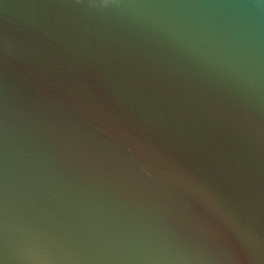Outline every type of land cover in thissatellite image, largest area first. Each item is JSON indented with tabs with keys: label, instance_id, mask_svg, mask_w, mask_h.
<instances>
[{
	"label": "water",
	"instance_id": "95a60500",
	"mask_svg": "<svg viewBox=\"0 0 264 264\" xmlns=\"http://www.w3.org/2000/svg\"><path fill=\"white\" fill-rule=\"evenodd\" d=\"M0 264H264V0H0Z\"/></svg>",
	"mask_w": 264,
	"mask_h": 264
}]
</instances>
